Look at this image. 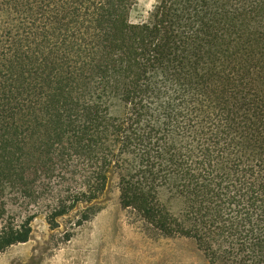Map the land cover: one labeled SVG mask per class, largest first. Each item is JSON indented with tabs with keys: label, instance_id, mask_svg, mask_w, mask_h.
Masks as SVG:
<instances>
[{
	"label": "trees",
	"instance_id": "16d2710c",
	"mask_svg": "<svg viewBox=\"0 0 264 264\" xmlns=\"http://www.w3.org/2000/svg\"><path fill=\"white\" fill-rule=\"evenodd\" d=\"M137 2L0 0V253L31 238L36 214L16 223L9 201L33 200L35 150L49 178L74 180L54 201L53 228L80 203L97 207L116 176L121 208L159 234L194 239L221 264H244L239 249L264 264V228L248 215L264 223V161L251 156L249 188L229 212L218 202L231 176L225 157L246 160L233 144L234 101L264 72V55L251 64L222 55L247 32L264 34V0H159L135 23Z\"/></svg>",
	"mask_w": 264,
	"mask_h": 264
},
{
	"label": "rangeland",
	"instance_id": "374dc122",
	"mask_svg": "<svg viewBox=\"0 0 264 264\" xmlns=\"http://www.w3.org/2000/svg\"><path fill=\"white\" fill-rule=\"evenodd\" d=\"M158 1L138 0L131 11V20L135 23L145 20ZM226 32L229 34L228 31L219 30L220 39L225 38ZM243 38V44L235 42L234 47L229 46L231 54L222 57L243 58L250 64L257 62L264 55V34L247 32ZM225 40L230 41V36ZM226 41L216 44L217 53L222 54L226 50ZM244 82L240 98L234 101L232 139L235 149L243 151L246 160L239 158L242 153L234 152L236 155L225 157L224 165L231 171L227 172L231 176L219 190L218 199L225 211H228L226 202L243 192L245 182L249 188L246 171L251 156L257 155L260 161H264V72L254 71L251 78ZM26 142L31 147L34 140L27 138ZM33 153L35 150L27 157L30 165L27 177L34 198L25 201V198L19 197L9 201L10 218L16 223H22L29 215L36 214L32 222V235L27 243L0 253V264H221L206 254L194 239L165 237L134 213L123 210L119 202L116 176L111 178L108 190L97 207L80 203L68 215L59 218L57 226L53 228L47 217L52 207H55L54 201L74 185V180L71 173L61 180L58 170L49 178L43 163H36L32 159ZM38 157L36 153L35 158ZM241 160L244 165L240 164ZM258 195L264 202V195ZM161 196L172 213L182 211L183 203L180 199L166 190L162 191ZM246 198L247 201L253 199L251 191ZM245 214L247 219V212ZM248 215L252 226L264 228L257 214L249 212ZM236 218L242 220L240 214H236ZM236 255L241 263L255 264L256 254L253 251L239 249Z\"/></svg>",
	"mask_w": 264,
	"mask_h": 264
},
{
	"label": "bare ground",
	"instance_id": "6f19581e",
	"mask_svg": "<svg viewBox=\"0 0 264 264\" xmlns=\"http://www.w3.org/2000/svg\"><path fill=\"white\" fill-rule=\"evenodd\" d=\"M80 254V253H79Z\"/></svg>",
	"mask_w": 264,
	"mask_h": 264
}]
</instances>
